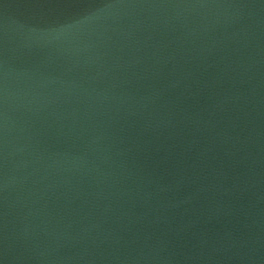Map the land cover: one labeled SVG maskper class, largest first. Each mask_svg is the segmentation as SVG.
I'll return each instance as SVG.
<instances>
[{"label":"water","instance_id":"water-1","mask_svg":"<svg viewBox=\"0 0 264 264\" xmlns=\"http://www.w3.org/2000/svg\"><path fill=\"white\" fill-rule=\"evenodd\" d=\"M0 264H264V0H0Z\"/></svg>","mask_w":264,"mask_h":264}]
</instances>
